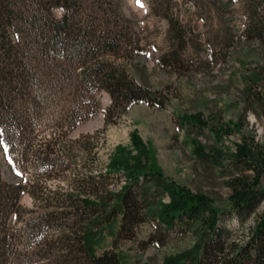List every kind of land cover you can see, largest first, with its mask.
I'll return each mask as SVG.
<instances>
[{
  "label": "trees",
  "instance_id": "16d2710c",
  "mask_svg": "<svg viewBox=\"0 0 264 264\" xmlns=\"http://www.w3.org/2000/svg\"><path fill=\"white\" fill-rule=\"evenodd\" d=\"M253 1L261 14L246 31L264 45V0ZM85 10L84 0H0V152L6 166L3 170L0 163V264H77L72 246L85 264H123L115 249L97 252L115 220L112 242L131 235L143 222L164 233L193 237L188 252L163 264H264V210L245 235L223 226L230 218L243 226L264 200V147H251L244 139L231 160L237 172L225 181L226 197L195 193L169 180L152 149L136 135V154L114 153L98 174L85 160L75 175L91 183L124 174L127 181L119 192L105 190L92 198L44 184L47 177L62 173L71 145H62V153L56 154L62 134L42 137L43 125L80 124L96 112L101 91L111 99L106 119L115 107L124 110L145 100L160 107L165 102L106 58L117 53L120 33L103 29L95 18L85 19ZM51 96L74 103L69 110L73 119L66 122V115L61 122L56 116L42 123ZM88 137L81 134L70 142L91 155ZM30 158L40 167L32 178L22 171ZM24 194L32 197V207L21 203ZM165 195L168 202L162 201Z\"/></svg>",
  "mask_w": 264,
  "mask_h": 264
},
{
  "label": "rangeland",
  "instance_id": "374dc122",
  "mask_svg": "<svg viewBox=\"0 0 264 264\" xmlns=\"http://www.w3.org/2000/svg\"><path fill=\"white\" fill-rule=\"evenodd\" d=\"M84 1L85 19L95 18L92 21L103 29H116L120 33L117 53L106 58L123 67L137 84L155 91L157 99L165 102L160 107L151 100L130 104L124 110L115 107L106 119L111 99L101 91L96 112L80 124L72 127L65 124L59 129L43 125L42 137L62 134L54 147L56 154L62 153V145H71L60 176L47 177L44 184L52 190L92 198L105 190L119 192L127 181L124 174L96 178L91 183L75 175L85 160L93 173L98 174L107 169L114 153L136 154L139 148L132 141L136 135L145 148L152 149L157 165L169 180L195 193L226 197L229 189L225 181L237 172L231 162L237 145L244 139L251 147H264V45L246 31L261 14L259 3L253 0ZM53 14L58 18L60 11L56 9ZM54 98L45 103L48 109L42 123L47 124L56 116L61 122L66 115V122L73 119L69 110L74 103ZM220 126L223 128L216 133ZM81 134L89 135L91 155L70 142ZM0 163L6 170L1 152ZM34 164L32 158L25 164L22 171L26 177L32 178L40 168ZM162 201L168 202L169 197L165 195ZM21 203L30 208L33 199L24 194ZM263 210L264 200L243 226L239 227L234 218L223 226L245 235L255 216ZM117 225L115 220L106 228L97 252L115 249L123 264H163L193 246L190 234L164 233L150 222L138 224L134 234L112 242ZM71 249L77 264H85L77 246Z\"/></svg>",
  "mask_w": 264,
  "mask_h": 264
},
{
  "label": "water",
  "instance_id": "95a60500",
  "mask_svg": "<svg viewBox=\"0 0 264 264\" xmlns=\"http://www.w3.org/2000/svg\"><path fill=\"white\" fill-rule=\"evenodd\" d=\"M90 123H87V125H89Z\"/></svg>",
  "mask_w": 264,
  "mask_h": 264
},
{
  "label": "bare ground",
  "instance_id": "6f19581e",
  "mask_svg": "<svg viewBox=\"0 0 264 264\" xmlns=\"http://www.w3.org/2000/svg\"><path fill=\"white\" fill-rule=\"evenodd\" d=\"M90 125V124H89Z\"/></svg>",
  "mask_w": 264,
  "mask_h": 264
}]
</instances>
